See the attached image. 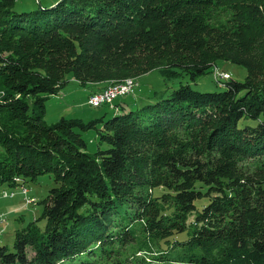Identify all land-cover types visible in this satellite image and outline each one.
<instances>
[{
  "label": "trees",
  "instance_id": "trees-1",
  "mask_svg": "<svg viewBox=\"0 0 264 264\" xmlns=\"http://www.w3.org/2000/svg\"><path fill=\"white\" fill-rule=\"evenodd\" d=\"M59 1L15 12L16 0H0L1 195L42 175L56 183L45 227L17 231L0 264H94L141 221L166 250L137 264H264V82L191 85L226 62L211 54L226 50L221 37L264 26V1ZM151 70L167 91L121 98L108 119L45 122L47 101L70 83L93 96ZM98 123L91 154L83 132ZM248 159L260 180L240 169Z\"/></svg>",
  "mask_w": 264,
  "mask_h": 264
},
{
  "label": "rangeland",
  "instance_id": "rangeland-1",
  "mask_svg": "<svg viewBox=\"0 0 264 264\" xmlns=\"http://www.w3.org/2000/svg\"><path fill=\"white\" fill-rule=\"evenodd\" d=\"M56 0H16L15 12H30L40 9V6L47 7ZM61 1V0H60ZM59 1V2H60ZM246 1V0H245ZM250 1V0H249ZM264 0H255L258 4ZM53 7V6H52ZM50 7V8H52ZM260 20V19H259ZM254 20L249 21V24L253 25V28L244 36L241 37H225L219 40V44H222L224 49L219 53L211 52L212 55H216L218 60L226 62H219L213 69L212 74L205 75L191 82L192 87L201 92H217L222 91L220 87L217 75L228 74L230 78L238 82H244L247 84H263L264 82V26L263 24H255ZM221 46V45H219ZM217 49V48H215ZM150 59H157L155 55H151ZM158 60V59H157ZM128 75L125 79H135L139 83V87L133 95L125 98L133 104L140 103L141 100H145L148 97H152L155 92L163 93L167 91V84L158 71H149V73L138 76ZM124 79V80H125ZM174 87H177V82L173 83ZM91 96V90L88 87H82L78 84L70 83L65 86L60 93L56 96L50 97L46 103L45 122L47 125H54L58 123L60 118H72L80 119L84 123H89L93 120L100 119L104 115L106 118H110L113 114L118 113L116 105L114 108L103 106L101 108H93L88 104L89 97ZM102 124L98 123L96 129H91L83 132V137L87 141V151L94 154L98 151L99 142L97 129H101ZM210 127L206 129L208 132ZM101 148H106V145H102ZM143 149H138L133 154L142 156L141 154H147ZM253 159L244 160L239 163V167L243 170L245 176L249 177L251 181L261 179L263 172L259 167L260 162ZM149 170V169H148ZM148 170L145 173H148ZM153 179V175L149 177ZM56 186L54 177L52 175H42L35 181H30L26 185L28 192L24 194L23 189L18 188L8 190L9 193L14 192L15 198L2 197L0 191V216L6 219V223L1 227L3 229V235L0 241V245L7 246L9 249H13L15 237L17 231L25 229L37 221V225L43 229L46 225L45 219H43V211L45 208V201L48 198L49 191ZM164 190L157 189L154 191V195L160 196ZM23 193L24 196L21 194ZM25 197L34 198L36 202L33 204H27ZM151 213V217L153 218ZM146 222L141 221L136 226L132 227V234H129L126 244L120 242L116 243L114 252L109 258L92 259L94 264H137L141 260L146 262L155 263L154 258L161 251H165L166 247L162 241H159L152 234L151 230L145 227ZM118 231L122 233L123 229L118 228ZM133 240V241H131ZM29 255L33 254L29 252Z\"/></svg>",
  "mask_w": 264,
  "mask_h": 264
},
{
  "label": "built area",
  "instance_id": "built-area-1",
  "mask_svg": "<svg viewBox=\"0 0 264 264\" xmlns=\"http://www.w3.org/2000/svg\"><path fill=\"white\" fill-rule=\"evenodd\" d=\"M217 78H218L217 79L218 82H223L231 79L228 74H219L217 75ZM138 87H139L138 82H126V80H122L102 90L101 96H90L88 104L93 108H100L104 105L110 106V108H114L115 102L117 100L133 95L134 93H136ZM17 181L19 180L17 179ZM22 189L24 194L28 192L26 188H22ZM13 196L14 194L9 195L7 193H4V197L12 198ZM26 202L27 204L30 205L36 202V200L34 198H27ZM6 222H7L6 219L0 216V241L3 235V229L1 227Z\"/></svg>",
  "mask_w": 264,
  "mask_h": 264
},
{
  "label": "bare ground",
  "instance_id": "bare-ground-1",
  "mask_svg": "<svg viewBox=\"0 0 264 264\" xmlns=\"http://www.w3.org/2000/svg\"><path fill=\"white\" fill-rule=\"evenodd\" d=\"M126 82H137L135 79H126ZM93 96H101V93L93 95ZM0 101H1V95H0Z\"/></svg>",
  "mask_w": 264,
  "mask_h": 264
},
{
  "label": "crops",
  "instance_id": "crops-1",
  "mask_svg": "<svg viewBox=\"0 0 264 264\" xmlns=\"http://www.w3.org/2000/svg\"><path fill=\"white\" fill-rule=\"evenodd\" d=\"M56 1H57V0H56ZM74 84H75V83H74ZM88 88H89V87H88ZM89 89L91 90V95L94 94L93 91H92L93 89H92V88H89ZM60 119H61V118H60Z\"/></svg>",
  "mask_w": 264,
  "mask_h": 264
},
{
  "label": "water",
  "instance_id": "water-1",
  "mask_svg": "<svg viewBox=\"0 0 264 264\" xmlns=\"http://www.w3.org/2000/svg\"><path fill=\"white\" fill-rule=\"evenodd\" d=\"M61 1H63V0H61ZM61 1H60V2H61ZM54 7H55V6H53L52 8H54ZM40 9H41V10H43V7H42V6H40ZM50 9H51V8H50Z\"/></svg>",
  "mask_w": 264,
  "mask_h": 264
}]
</instances>
